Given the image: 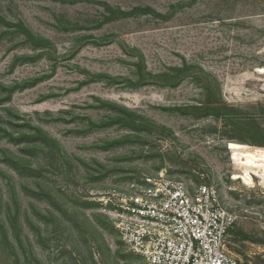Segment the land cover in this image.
<instances>
[{
  "label": "rangeland",
  "instance_id": "374dc122",
  "mask_svg": "<svg viewBox=\"0 0 264 264\" xmlns=\"http://www.w3.org/2000/svg\"><path fill=\"white\" fill-rule=\"evenodd\" d=\"M264 0H0V264H149L105 197L177 180L264 264ZM230 145V146H229Z\"/></svg>",
  "mask_w": 264,
  "mask_h": 264
},
{
  "label": "built area",
  "instance_id": "2783aa9c",
  "mask_svg": "<svg viewBox=\"0 0 264 264\" xmlns=\"http://www.w3.org/2000/svg\"><path fill=\"white\" fill-rule=\"evenodd\" d=\"M102 202L126 245L149 264H243L226 248L237 216L210 185L158 179Z\"/></svg>",
  "mask_w": 264,
  "mask_h": 264
},
{
  "label": "bare ground",
  "instance_id": "6f19581e",
  "mask_svg": "<svg viewBox=\"0 0 264 264\" xmlns=\"http://www.w3.org/2000/svg\"><path fill=\"white\" fill-rule=\"evenodd\" d=\"M247 149L248 146L242 143L238 145L232 154V159L238 162L240 166L239 173L234 177L241 179L246 184L252 185L254 184V176H258L257 174L260 173L264 175V158L257 156Z\"/></svg>",
  "mask_w": 264,
  "mask_h": 264
}]
</instances>
